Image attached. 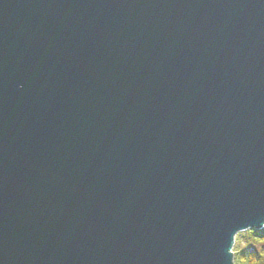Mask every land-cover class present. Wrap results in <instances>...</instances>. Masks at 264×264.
<instances>
[{
	"label": "water",
	"instance_id": "obj_1",
	"mask_svg": "<svg viewBox=\"0 0 264 264\" xmlns=\"http://www.w3.org/2000/svg\"><path fill=\"white\" fill-rule=\"evenodd\" d=\"M264 228V0H0V264H233Z\"/></svg>",
	"mask_w": 264,
	"mask_h": 264
},
{
	"label": "trees",
	"instance_id": "obj_2",
	"mask_svg": "<svg viewBox=\"0 0 264 264\" xmlns=\"http://www.w3.org/2000/svg\"><path fill=\"white\" fill-rule=\"evenodd\" d=\"M240 243L242 249L238 248ZM233 252L234 264H264V228L249 230L242 240L235 238Z\"/></svg>",
	"mask_w": 264,
	"mask_h": 264
},
{
	"label": "rangeland",
	"instance_id": "obj_3",
	"mask_svg": "<svg viewBox=\"0 0 264 264\" xmlns=\"http://www.w3.org/2000/svg\"><path fill=\"white\" fill-rule=\"evenodd\" d=\"M246 232H248V231L238 233V234L236 235L235 238H236L237 240H239V239L242 240V239L245 237ZM234 240H235V239H234ZM233 245H234V244H233ZM238 248L242 249V248H243V244L240 243ZM231 253H234V252H233V247H232ZM233 264H234V261H233Z\"/></svg>",
	"mask_w": 264,
	"mask_h": 264
}]
</instances>
